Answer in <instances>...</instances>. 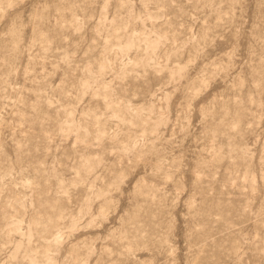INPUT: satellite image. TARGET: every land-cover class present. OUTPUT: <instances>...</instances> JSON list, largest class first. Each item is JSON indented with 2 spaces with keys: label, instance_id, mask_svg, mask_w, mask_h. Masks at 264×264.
Masks as SVG:
<instances>
[{
  "label": "rangeland",
  "instance_id": "obj_1",
  "mask_svg": "<svg viewBox=\"0 0 264 264\" xmlns=\"http://www.w3.org/2000/svg\"><path fill=\"white\" fill-rule=\"evenodd\" d=\"M0 264H264V0H0Z\"/></svg>",
  "mask_w": 264,
  "mask_h": 264
}]
</instances>
